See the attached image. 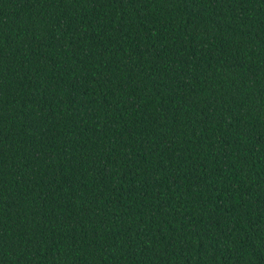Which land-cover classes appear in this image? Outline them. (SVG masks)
Returning <instances> with one entry per match:
<instances>
[{"label": "trees", "instance_id": "16d2710c", "mask_svg": "<svg viewBox=\"0 0 264 264\" xmlns=\"http://www.w3.org/2000/svg\"><path fill=\"white\" fill-rule=\"evenodd\" d=\"M0 264H264V0H0Z\"/></svg>", "mask_w": 264, "mask_h": 264}]
</instances>
